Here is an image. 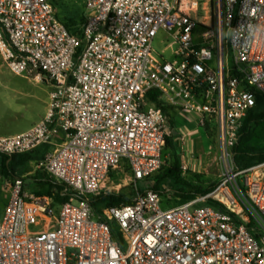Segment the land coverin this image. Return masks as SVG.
Instances as JSON below:
<instances>
[{
	"label": "built area",
	"instance_id": "obj_1",
	"mask_svg": "<svg viewBox=\"0 0 264 264\" xmlns=\"http://www.w3.org/2000/svg\"><path fill=\"white\" fill-rule=\"evenodd\" d=\"M81 4L73 33L65 0H0L3 61L50 88L42 119L0 137V153L47 145L31 167L72 194L54 206L21 178L6 181L0 264H264V161L237 171L231 151L256 95L264 99V0H218L214 29L193 16L197 0ZM159 31L172 40L169 59L153 51ZM149 91L197 128L214 123L223 172L209 193L170 205L137 188L162 166L171 133L163 111L144 103ZM116 170L129 175L132 203L95 213L90 200L109 192Z\"/></svg>",
	"mask_w": 264,
	"mask_h": 264
},
{
	"label": "rangeland",
	"instance_id": "obj_2",
	"mask_svg": "<svg viewBox=\"0 0 264 264\" xmlns=\"http://www.w3.org/2000/svg\"><path fill=\"white\" fill-rule=\"evenodd\" d=\"M66 5L63 7V14L67 20V26L71 28L72 25L80 24L82 19V0H65ZM199 4L198 12L193 15L199 24L204 22L207 26L214 29L217 24V4L218 0H197ZM60 7L64 4H58ZM204 8V10H202ZM224 41H226L227 62L231 64V52L228 46V35L224 32ZM152 48L158 57L169 59L173 56L174 46L172 40L163 31H159L152 42ZM49 86L35 78L34 74L18 76L10 72L7 65L0 55V136H9L26 130L28 127L42 119L45 114L49 102ZM213 126L208 129L198 128L202 133L200 140L196 136L191 137L192 143L184 141H172V146L165 148L162 159L163 167L171 164L172 154L174 150H178L179 163L184 160L188 162L194 159L201 167L200 173L195 174L200 176V181L193 178V173L189 174L187 171L182 174V178L189 183H194L202 187H207L213 182L219 181V176L223 172V165L219 159V144L216 140V128ZM187 127V126H186ZM188 128H194L193 125H188ZM214 136V137H213ZM195 140V141H194ZM257 143L264 146V127L257 131ZM48 147L47 145H44ZM43 147V146H42ZM26 174L22 175L23 190L26 193L36 195L38 191L42 190L35 187L31 180L27 179L36 174L37 170L41 168L31 167ZM129 175L126 170H116L109 175L107 186L109 192L118 193L122 189L126 192H131V186L128 182ZM8 181L0 177V208L4 199L8 197V190L4 183ZM137 188L144 190L146 187V180L137 182ZM130 195V194H129ZM163 196L169 197L170 205H177L182 202L176 199L173 193H168ZM6 201V200H5ZM206 204H197L195 207H201ZM2 213V211H1ZM96 219V216H93ZM256 232L253 234L255 235ZM259 234V233H257ZM124 246L122 249L124 250Z\"/></svg>",
	"mask_w": 264,
	"mask_h": 264
},
{
	"label": "trees",
	"instance_id": "obj_3",
	"mask_svg": "<svg viewBox=\"0 0 264 264\" xmlns=\"http://www.w3.org/2000/svg\"><path fill=\"white\" fill-rule=\"evenodd\" d=\"M71 31H73V33L75 32V30ZM78 51L79 49H77V52ZM158 97V92L149 91L144 97V103L146 105L160 108L166 115L168 106L164 105ZM211 122L212 121H208L206 123L205 127L207 129L210 126H213ZM262 127H264V99L261 96L256 95L255 104L244 119L243 125L238 134L237 142L231 149L235 170H244L264 161V146L257 143V131ZM173 133L174 130L171 128L170 135L165 139L162 155L166 147L169 148L172 146L171 140H173ZM47 150L46 146H41L31 152L23 154L7 155L0 153V177L8 181L22 178V175L26 174L30 169V161H38L42 159ZM188 173L192 174L191 172ZM192 176L196 181H200V176L195 174ZM27 179L31 180L35 187L42 190V192L38 191L36 196L44 195L50 197L54 206L61 205L72 195L63 184H59L52 180L43 169L37 170L35 175ZM218 182L219 181L213 182L207 187L187 182L182 178L178 150H174L171 164L167 167H163L162 164L157 172L146 179V187L162 195L173 193L176 199L186 201L194 199L196 196H202L209 193ZM132 200L131 193L122 189L118 193L107 192L93 197L90 200V206L95 213H100L106 207L131 204ZM208 204L214 205L213 202H208Z\"/></svg>",
	"mask_w": 264,
	"mask_h": 264
},
{
	"label": "crops",
	"instance_id": "obj_4",
	"mask_svg": "<svg viewBox=\"0 0 264 264\" xmlns=\"http://www.w3.org/2000/svg\"><path fill=\"white\" fill-rule=\"evenodd\" d=\"M166 116L168 118V122H169L170 128H172V130H174V133L172 135V139L174 141H177L179 143V141L186 140V141L192 143V140H191L192 136L193 137L196 136L197 140H200L201 135L203 136V133L195 126L193 117H191V116H189L187 114H184V113L180 112L179 110H177L176 108L171 107V106H168V109H167V112H166ZM188 125H190V126L193 125L194 128L193 129L192 128H188ZM30 127H28V128H30ZM26 130H24V131H26ZM24 131H21L19 133H22ZM19 133H16L14 135H17ZM9 136H13V135H9ZM0 137H7V136H0ZM47 149H48V147H47ZM182 164L186 165V167L188 169L187 172H191L193 174L200 173L201 167L194 159H190V160H188V162L182 160L180 162V166ZM5 200L6 199H4V202L2 203V206L4 205ZM0 201H1V196H0ZM1 209H2V207L0 208V211H1Z\"/></svg>",
	"mask_w": 264,
	"mask_h": 264
}]
</instances>
